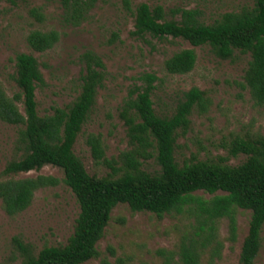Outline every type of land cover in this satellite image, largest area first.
<instances>
[{
	"label": "trees",
	"instance_id": "16d2710c",
	"mask_svg": "<svg viewBox=\"0 0 264 264\" xmlns=\"http://www.w3.org/2000/svg\"><path fill=\"white\" fill-rule=\"evenodd\" d=\"M59 1L71 22L78 25L97 0ZM33 13L38 21L43 20L38 9ZM178 13L180 20L168 19L162 6L141 3L134 10L132 35L140 39L149 35L158 40L171 37L193 47L209 46L222 60L233 58L235 51L249 54L243 87L255 106L264 107V0H254L251 9L225 13L210 25L198 22L196 10L175 11ZM58 41L56 31H32L27 36L30 48L38 53L50 50ZM83 61L85 73L81 76L79 96L65 108L53 107L49 115L40 116L37 110L36 89L43 79L32 55L15 56L14 82L18 92L10 97L0 83V121L22 127L19 131L22 155L9 162L2 175L27 174L46 165L63 173L61 180L38 175L0 181L3 210L15 216L30 206L36 191L56 187L60 182L69 188L79 207L73 233L65 245L45 246L36 255L24 247L20 264H84L98 258L96 245L104 235L112 209L119 204H126L132 212H150L158 217L186 214L193 219L192 231L180 239L176 251L169 253L168 258L177 257L174 264H201L206 253L210 262L219 259L222 248L217 240L219 221L227 219L228 240L234 242L237 213L249 211V228L239 264H255L264 225V137L258 133L231 137L224 146L228 155L246 157L236 166L227 165V157L217 161L191 159L179 164L174 156L176 140L187 132L193 109L198 107L204 112L210 100L204 91L191 88L170 116H159L152 100L157 78L143 74L137 78L142 84L128 92L120 113L129 149L122 151L117 160H107L101 136L89 134L86 144L94 163L111 170L100 177L90 175L73 147L102 86L104 65L90 52L83 55ZM195 63V51L184 49L169 57L164 66L169 74L185 75ZM151 158L160 168L154 174L142 168L143 162ZM196 192L213 196L204 199ZM101 263L111 264L107 259Z\"/></svg>",
	"mask_w": 264,
	"mask_h": 264
},
{
	"label": "rangeland",
	"instance_id": "374dc122",
	"mask_svg": "<svg viewBox=\"0 0 264 264\" xmlns=\"http://www.w3.org/2000/svg\"><path fill=\"white\" fill-rule=\"evenodd\" d=\"M141 3L162 6L167 18L174 20H180V13L175 11L196 10L198 22L210 25L225 13L251 9L254 0H97L78 25L71 22L59 0H0V83L5 92L10 97L18 92L14 82L15 56L30 54L37 60L43 79L36 89L39 115L51 114L53 107L65 108L80 94L81 76L85 73L83 55L90 52L101 59L104 79L73 147L90 175L100 177L111 170L94 163L86 144L89 134L101 136L107 160H117L122 151L129 149L120 113L128 92L142 84L137 78L143 74L157 78L152 100L159 116H170L191 88L204 91L210 100L204 112L198 107L193 109L187 132L176 140L174 156L179 164L191 159L217 161L224 157L227 165L242 163L244 155L230 157L224 147L231 137L256 133L264 137V107L255 106L243 87L250 55L235 51L233 58L222 60L209 46L193 47L171 37L137 38L132 35L134 10ZM36 9L42 14V21L34 15ZM32 31H56L59 41L48 51L35 52L27 42ZM184 49L195 51L193 70L185 75L169 74L165 61ZM18 106L22 111L21 104ZM21 129L0 121V181L38 175L61 180L62 171L51 165L27 174L2 175L6 165L22 155ZM142 168L152 174L160 169L154 158L143 162ZM195 195L204 199L213 196L203 192ZM78 213L75 197L61 182L56 187L36 191L30 206L15 216L7 215L0 201V264H20L24 247L36 255L45 246L65 245ZM249 218V211H238L234 242L228 240L227 219L220 220L217 228V240L222 244L220 258L210 262L206 253L201 264H239ZM192 223L193 219L186 214L158 217L150 212H132L126 204H119L112 209L104 235L96 245L99 257L84 264H102V259L111 264H174L177 257L168 258L169 253L176 251L180 239L192 231ZM255 264H264V225Z\"/></svg>",
	"mask_w": 264,
	"mask_h": 264
}]
</instances>
